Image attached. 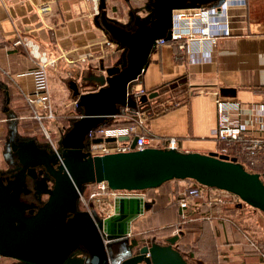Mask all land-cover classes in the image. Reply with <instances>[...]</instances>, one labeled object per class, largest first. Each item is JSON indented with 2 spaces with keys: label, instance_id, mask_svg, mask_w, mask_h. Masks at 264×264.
<instances>
[{
  "label": "water",
  "instance_id": "obj_1",
  "mask_svg": "<svg viewBox=\"0 0 264 264\" xmlns=\"http://www.w3.org/2000/svg\"><path fill=\"white\" fill-rule=\"evenodd\" d=\"M223 2L151 0L150 20L143 22L134 17V28L129 30L109 22L105 0H99L102 28L125 50L124 63L109 68L100 64V74L85 78V84L68 82L75 108L81 114L61 134L56 152L39 146L33 139H17L12 126L8 154L18 168L0 172L2 258L21 264H63L74 251L82 249L87 264H192L175 248L179 235L167 239L165 244L146 243L134 255L129 253L127 233L131 222L146 209L139 199L117 201L115 215L106 221L95 222L87 213L79 212V194L84 187L100 182L113 191L143 192L167 182L190 180L232 194L264 215V184L235 158L157 148L103 157H92L85 151L88 133L157 97L158 93H152L136 100L128 92L144 73L156 41L170 40L173 11L218 7ZM226 92L232 91L222 90V94ZM135 143L136 138L131 149ZM32 193L47 200L42 205L27 201L25 197Z\"/></svg>",
  "mask_w": 264,
  "mask_h": 264
},
{
  "label": "crops",
  "instance_id": "obj_2",
  "mask_svg": "<svg viewBox=\"0 0 264 264\" xmlns=\"http://www.w3.org/2000/svg\"><path fill=\"white\" fill-rule=\"evenodd\" d=\"M120 3V0H105L107 19H120L114 14H118L114 7ZM95 7L99 10V3L96 5L93 0H0V90L5 91L7 103L11 97V111L4 116L0 110V135L4 124L11 131L14 115L33 120L24 97L35 91L31 74L35 60L24 46L15 45L18 40L36 44L55 61L48 69V83L52 112L57 115L61 112L59 94L69 81L85 84V78L100 74V64L109 68L124 63L125 50L102 28ZM228 15L230 36L218 40L211 62L188 64L183 56L177 58L169 43L152 50L144 73L134 85L146 95L158 93L145 104H139L145 117L140 133L156 141L175 138L181 153L221 155L214 135L217 96L242 104L264 102V0H245L244 6L232 5ZM223 89L232 92H226L225 96ZM128 111L113 120H124L129 116ZM133 139L123 142L131 144ZM262 163L264 154L260 155L258 166L262 167ZM194 203L192 213L199 216L203 210L211 211L210 227L216 226L217 232L225 233L223 237L229 240L217 247L221 251L219 264H259L249 246L241 241V235L236 236L233 226L222 229L213 225V215L218 210L211 208L218 207L216 204H205L206 207L195 204L197 208H194ZM201 261V264L210 263L206 258ZM0 264L21 263L3 259Z\"/></svg>",
  "mask_w": 264,
  "mask_h": 264
},
{
  "label": "built area",
  "instance_id": "obj_3",
  "mask_svg": "<svg viewBox=\"0 0 264 264\" xmlns=\"http://www.w3.org/2000/svg\"><path fill=\"white\" fill-rule=\"evenodd\" d=\"M93 2L98 5L99 0H93ZM244 4L245 0H224L218 7L201 6L197 9L175 10L172 14L170 40L168 42L164 40L156 41L153 49L169 43L175 46L188 64L211 62L218 40L230 36L229 7L232 5L244 6ZM95 10L98 14L97 7H95ZM15 45L24 46L30 57L35 60V68L31 72L34 78L35 91L32 95L25 96L24 102L31 113L30 117L42 125V121L53 118L48 69L54 66L55 61L50 60L45 52L30 41L18 40ZM128 95L138 100L146 93L144 90H136L133 86ZM215 107L217 116L215 139L226 143L227 146L238 149L249 160V166L253 167L260 155L264 154V102L242 104L233 99L217 96ZM128 112L130 117L137 119L134 125L98 127L92 130L86 136L85 151L89 152L92 157H103L111 154L142 151L148 148L177 150V140L175 138L156 141L152 137L140 133L141 128L138 124L144 125L145 122L141 108L129 110ZM43 130L45 129L43 128ZM131 137L136 138L134 149H131L129 141H118L119 138L130 139ZM107 139H115V141L107 143L105 142ZM97 140H100V142H96ZM154 142H157L159 146L153 144ZM221 155L226 154L223 151ZM259 179L264 184V172L260 174ZM190 183L178 197L179 215L183 219L187 218V211L193 199L203 200L207 206H212L218 202L222 203L219 195L216 194L221 193L227 194L234 202L236 200L240 201L236 196L227 192L207 188L194 181ZM94 186L97 188V192H94L91 196L100 195L105 197L112 195L114 206L117 201L122 199H139L144 203V198L140 192L113 191L108 188L105 182L95 183ZM79 199L82 200V193L79 194ZM84 209L83 212L87 213L95 222L96 220L104 221L91 207L87 206ZM129 236L130 230L127 233V237ZM245 239L246 244L259 254L260 260L264 264V253L259 243L250 240L248 237ZM1 258L0 256V260Z\"/></svg>",
  "mask_w": 264,
  "mask_h": 264
},
{
  "label": "rangeland",
  "instance_id": "obj_4",
  "mask_svg": "<svg viewBox=\"0 0 264 264\" xmlns=\"http://www.w3.org/2000/svg\"><path fill=\"white\" fill-rule=\"evenodd\" d=\"M151 0H120V4L114 7L115 16L120 19H107L109 22L122 26L129 30H133V19L134 17H139L141 21L147 22L150 20L149 3ZM101 11L98 10L100 15ZM107 18V16H106ZM68 82V81H67ZM63 90L60 92L59 96V108L61 106V111L58 115L54 112L53 118L46 119L42 121V125L35 121L29 119H21L19 116L14 115L12 117L14 121V126H17V139L23 137H33L36 143L39 146L46 147L52 150L58 149V141L61 136L62 130L60 129L63 126H67L68 118L75 116L76 111L74 109V99L72 98V93L66 87H62ZM55 99L57 96L54 95ZM122 120V118H121ZM114 120V121H121ZM126 121H130V125H134L137 119L135 117L126 116L124 118ZM145 124V122H144ZM45 130H43V128ZM138 126L142 129L144 125ZM9 127L4 124V131L0 135V172H5L9 169V160L7 155H9ZM150 137V136H148ZM153 144H157L154 142ZM158 145V144H157ZM159 146V145H158ZM191 183L189 181H171L165 183L158 189L147 190L140 192L144 198V203L146 209L141 213L140 216H137L130 225V236L128 239L136 240L142 246L146 243H159L165 244L166 239L178 235L179 231L188 235L192 230L194 235L188 236L189 239H193L198 235L197 233L200 230H203L204 239L201 242H205L208 246H214L215 251L218 246L223 242H228L229 240L217 232L216 226L212 229L210 227L211 211L203 210L204 212L200 213L199 216H196L192 213L191 208H197L195 204H201L202 207H206L203 200L193 199L190 202L189 209L187 211V218L183 219L180 217L178 209V197L186 187ZM97 192V188L92 185L86 187L85 192L82 194V200H78V203L82 210H85L87 206L91 207L96 211V213L101 216L104 220H109L115 215V206L112 204V195L108 196H95L91 195ZM219 195L222 203L218 202L216 205L218 207H212L211 209L217 208L216 216L213 215V225L217 224L221 226L222 229H231L233 226L236 233V236L241 235L243 242H246V237L250 240L259 243L261 241L264 243V215L257 210L243 204L242 202L235 201L231 199L227 194L216 193ZM43 200H47V197H43ZM232 200V201H231ZM205 209V208H202ZM210 214V215H209ZM203 217V219H201ZM204 217L208 219L205 220ZM197 218V220H194ZM199 218V219H198ZM198 230V231H197ZM200 235V234H199ZM212 236L213 239L209 238ZM231 240H235L231 238ZM251 248V247H249ZM230 248L229 250H231ZM187 251L183 250L181 253L184 258L191 260L192 264H201L203 263L201 259H205L206 252L203 250H197L193 248L192 251L190 248H186ZM218 251V256L221 254L220 250ZM216 251V252H217ZM180 252V251H179ZM208 254V253H207ZM205 255V256H204ZM217 255V253H216ZM217 258V256H216ZM5 258H1L2 261ZM220 258H218L219 260ZM217 260V261H218ZM225 260V259H224ZM227 261L229 259H226ZM213 264V263H209Z\"/></svg>",
  "mask_w": 264,
  "mask_h": 264
},
{
  "label": "trees",
  "instance_id": "obj_5",
  "mask_svg": "<svg viewBox=\"0 0 264 264\" xmlns=\"http://www.w3.org/2000/svg\"><path fill=\"white\" fill-rule=\"evenodd\" d=\"M101 11V10H100ZM173 46V45H172ZM173 48L176 51V56L177 58L179 57V55L182 56V54L177 51V49L175 48V46H173ZM6 98H5V91L4 90H0V110H2V113L4 116H6L11 110H9V105L11 102V97L9 96L8 100L10 101L9 103L6 102ZM76 114L75 116H71L68 118V122H67V126H63L60 129L62 130L61 134H63L65 131H67L70 127L72 122H74L76 119H78L80 117L81 112L75 108ZM130 125V121H126V120H121V121H114L113 119L108 121L105 125H103L102 127H122V126H128ZM17 126L15 127V137L17 138ZM20 140H31L34 139L33 137H23V138H19ZM218 142V147L220 149V152H225V154L227 156H229L230 158H235L236 159V163H238L240 166H242L246 171H248L249 173H254L257 174L258 176H260V174L262 172H264V163H262V167L258 166V160L259 158L256 160V163L253 167L249 166V160L239 152L238 149H236L235 147H231V146H227L226 143L221 142L219 140H216ZM7 158L10 159L9 155H7ZM10 161V160H9ZM189 182H192L190 180H187ZM168 183V182H167ZM87 187V186H86ZM86 187H84L82 194L85 192ZM241 202V201H239ZM77 210L79 212H83V210L81 209L79 203H77ZM194 214V213H193ZM203 230H200L199 233H197L198 235H196L195 238L193 239H189L188 236L190 235H194V231L192 230L191 233H188V235H185V233H183L182 231H179V239L175 244V248L179 251H187L186 248H190L192 251L193 248H196L197 250H203L204 252H206V259L209 260L210 263L213 264H219V260H218V251L216 249V251L214 250L215 247L214 246H208L205 242H201L204 239V234H203ZM198 231V230H197ZM200 234V235H199ZM172 237V236H171ZM169 237V238H171ZM167 238V239H169ZM209 238L213 239L212 236L210 235ZM166 239V240H167ZM259 242V246L261 248V250L264 253V243H262L261 241ZM139 244L137 243L136 240H127V246H129L131 248V250L129 251V253L131 255H134L137 251L138 248L142 247V246H138ZM249 248V247H248ZM255 257H257L259 264H263L260 260L259 254L257 252H255L252 248L248 249ZM183 253V252H182ZM208 253V254H207ZM217 253V255H216ZM217 256V258H216ZM11 260V259H9ZM218 260V261H217ZM11 261H15V260H11ZM17 262V261H16ZM19 263V262H18ZM63 264H87V256L86 253L82 250V249H77L76 251H74L68 258L65 259V261L63 262Z\"/></svg>",
  "mask_w": 264,
  "mask_h": 264
},
{
  "label": "flooded vegetation",
  "instance_id": "obj_6",
  "mask_svg": "<svg viewBox=\"0 0 264 264\" xmlns=\"http://www.w3.org/2000/svg\"><path fill=\"white\" fill-rule=\"evenodd\" d=\"M9 154H10V150H9ZM17 165H16V162L15 161H13L12 159H11V157H10V161H9V169L8 170H12V171H15V170H17ZM46 198V197H45ZM25 199L27 200V201H32V202H35L36 204H40V205H42L43 203H45V201L46 200H43L44 198H43V196L40 198V199H38L37 197H36V195L35 194H29V195H27V197H25Z\"/></svg>",
  "mask_w": 264,
  "mask_h": 264
},
{
  "label": "bare ground",
  "instance_id": "obj_7",
  "mask_svg": "<svg viewBox=\"0 0 264 264\" xmlns=\"http://www.w3.org/2000/svg\"><path fill=\"white\" fill-rule=\"evenodd\" d=\"M104 234H105V232H104V227H103L102 231H100V236L103 238L104 237Z\"/></svg>",
  "mask_w": 264,
  "mask_h": 264
}]
</instances>
